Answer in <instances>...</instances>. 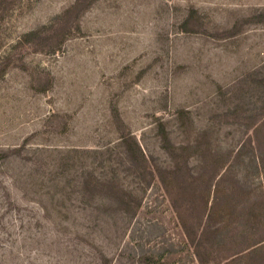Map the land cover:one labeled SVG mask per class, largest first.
Listing matches in <instances>:
<instances>
[{
  "label": "rangeland",
  "instance_id": "rangeland-1",
  "mask_svg": "<svg viewBox=\"0 0 264 264\" xmlns=\"http://www.w3.org/2000/svg\"><path fill=\"white\" fill-rule=\"evenodd\" d=\"M262 206L264 0H0V264H264Z\"/></svg>",
  "mask_w": 264,
  "mask_h": 264
},
{
  "label": "trees",
  "instance_id": "trees-1",
  "mask_svg": "<svg viewBox=\"0 0 264 264\" xmlns=\"http://www.w3.org/2000/svg\"><path fill=\"white\" fill-rule=\"evenodd\" d=\"M161 130H160V134H161V136H162V141H163V144H164V147L171 153V155H173L174 157H178V156H180V153H178L176 150H177V146H175L174 144L172 145V142H171V140H170V138H169V135H168V133H167V131H166V129H165V127L164 126H162L161 128H160ZM141 154H143L142 153V151L140 150V149H137ZM144 155V158L146 159V156H145V154H143ZM231 196H234V194L233 195H231ZM235 197V196H234ZM218 201H219V199H218ZM223 202V201H222ZM206 203V202H205ZM215 204H217V200H216V203ZM211 211V212H210ZM205 213H206V218H207V222H208V225H210V229H211V226H213V220H214V222L215 221H218V220H221V221H223L224 220V218H225V216L220 212V210H219V208H213V206H212V210H208V203H207V205H206V207H205ZM247 214H248V217H247V219H249V217H251V216H254V214H257V215H262V214H264V206H262V207H260L258 210H256V212L254 213V209H250L248 212H247ZM181 219L182 220H184V226H185V224L187 225L188 224V220H185V219H183V217H181ZM235 219H237L238 220V214H236V216L234 217V218H232L231 219V217L229 216L228 217V221L229 222H231V221H233V220H235ZM189 230V229H188ZM211 234L210 235H206V233H204V235H203V237L205 238V239H207V240H210V241H212V242H216L217 241V239L218 238H220V236H219V229H211V232H210ZM190 234H191V232H190ZM194 235H196V232L194 231V230H192V236H194ZM207 236V237H206Z\"/></svg>",
  "mask_w": 264,
  "mask_h": 264
}]
</instances>
